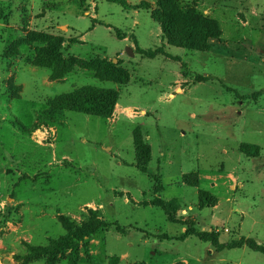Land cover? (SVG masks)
Listing matches in <instances>:
<instances>
[{"label": "rangeland", "instance_id": "obj_1", "mask_svg": "<svg viewBox=\"0 0 264 264\" xmlns=\"http://www.w3.org/2000/svg\"><path fill=\"white\" fill-rule=\"evenodd\" d=\"M127 1L151 9L0 0V264H20L15 257L26 255V243L43 247L64 236L61 217L77 224L98 217L123 228L86 239L79 264H111L113 257L116 264H264V254L246 246L220 251L197 236L180 240L191 225L220 244L244 237L264 245V0H176L218 24L220 40L208 51L170 45L152 17L157 0ZM94 15L104 26L88 33ZM30 33L63 39L65 57L113 62L129 73V84L81 69L52 81L51 70L31 64L37 43L7 57ZM160 47L172 58L137 52ZM202 76L209 80L198 82ZM86 86L119 92L109 118L46 113L56 96ZM137 138L151 151L147 173L137 167ZM242 144L258 145L260 156L242 154ZM154 199L173 207L172 218L142 204Z\"/></svg>", "mask_w": 264, "mask_h": 264}, {"label": "trees", "instance_id": "obj_2", "mask_svg": "<svg viewBox=\"0 0 264 264\" xmlns=\"http://www.w3.org/2000/svg\"><path fill=\"white\" fill-rule=\"evenodd\" d=\"M77 1L80 5L85 6L88 1L99 0ZM105 1L118 4L125 10L148 11L151 9V3L146 1L134 5L128 3L127 0ZM156 5L158 9L153 12L152 17L161 25L163 36L170 45L193 51H208L210 49V41L220 40L222 31L215 21L203 17L198 12L182 10L176 0H157ZM96 23L97 21L93 19L92 25L94 26ZM100 24L104 25L103 23ZM116 36L119 40L126 38L121 36L119 31H116ZM71 42L75 44L78 41L72 39ZM36 43L41 45L35 47V55L31 64L35 67L51 70L50 78L52 81H62L76 69H81L94 72L95 78L101 82H112L119 86H126L130 82V75L126 70L106 59L85 60L73 56L65 57L62 51L63 39L51 38L45 34L30 33L24 41L16 42L9 49L7 57L18 55L19 48L23 44L32 46ZM137 52L149 59H154L160 55L171 57L165 52L163 47L154 50L137 48ZM197 80L198 82H206L209 79L202 76L198 77ZM10 89L14 98H20L18 93H16V90H21L20 86L18 87L12 83ZM227 90L232 91L230 88H227ZM118 101L119 92L115 89L86 86L75 89L70 93L56 96L49 102L46 113L48 115H55L62 111H71L107 119L113 114ZM28 131L30 132V130ZM136 148L137 167L142 173H147L148 164L151 160L150 148L138 138L136 139ZM240 151L249 158H258L262 149L258 145L242 144ZM155 179L159 183L155 189V193H159L163 190V187L161 186L160 179L157 177ZM206 195L207 193L202 192V199H205ZM142 204L160 207L169 218H172L174 213L173 207L160 199H154L151 202H144ZM60 220L67 233L58 239H50L48 245L43 247L26 243V255L15 257L20 260V264H29L31 261L41 257L46 258V264H56L58 257L66 252H69L68 264H79V246L86 239L111 228L123 233V228L119 224L109 223L98 217L89 218L87 222L81 224H77L66 217H61ZM191 236H197L203 241L211 242L220 251L246 246L254 252L264 254V245L259 244L252 238L242 237L237 242L220 244L217 235L207 232L198 233L190 225L180 240H185ZM117 261L118 258L113 257L110 263L116 264Z\"/></svg>", "mask_w": 264, "mask_h": 264}, {"label": "crops", "instance_id": "obj_3", "mask_svg": "<svg viewBox=\"0 0 264 264\" xmlns=\"http://www.w3.org/2000/svg\"><path fill=\"white\" fill-rule=\"evenodd\" d=\"M142 2V1H141ZM128 3H130V2H128ZM130 4H132V3H130ZM134 5V4H133ZM92 19H94V20H98V18H96V15H94L93 17H92ZM100 23H102V22H97L94 26L92 25L90 28H88V30H87V32L88 33H91V32H94L97 28H98V26H101V24ZM104 26V25H103ZM106 26V25H105ZM107 28L108 29H110V26L108 25L107 26ZM85 35H87V33L86 34H83V35H80V38H79V40L81 41V42H85ZM126 39H124V40H122V41H125ZM166 53H168L167 51H166ZM169 54V53H168Z\"/></svg>", "mask_w": 264, "mask_h": 264}, {"label": "water", "instance_id": "obj_4", "mask_svg": "<svg viewBox=\"0 0 264 264\" xmlns=\"http://www.w3.org/2000/svg\"><path fill=\"white\" fill-rule=\"evenodd\" d=\"M127 51H128V53H129L131 56L134 55V51H133L131 48H128Z\"/></svg>", "mask_w": 264, "mask_h": 264}]
</instances>
